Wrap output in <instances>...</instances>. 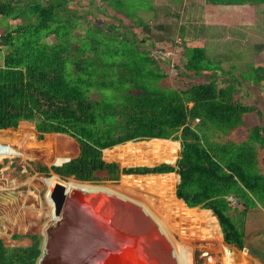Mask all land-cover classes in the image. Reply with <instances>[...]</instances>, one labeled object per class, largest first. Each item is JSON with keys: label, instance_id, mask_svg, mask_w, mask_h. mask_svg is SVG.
<instances>
[{"label": "trees", "instance_id": "obj_1", "mask_svg": "<svg viewBox=\"0 0 264 264\" xmlns=\"http://www.w3.org/2000/svg\"><path fill=\"white\" fill-rule=\"evenodd\" d=\"M114 2L118 12L134 20L122 0ZM67 4L0 0V130L29 122L39 140L44 134H62L77 141L78 153L70 161L37 169L46 176L92 182L98 172L109 181L121 174L175 173V197L187 208L211 211L223 242L242 250L246 212L264 208V174L257 156L258 149L264 150V127H250L241 142L213 138L229 136L243 126L245 115H259L258 109L240 102L236 79L217 82L221 68H211L204 48L182 50V69L201 82L187 83L178 75L182 87L163 86L167 75L136 33L121 23L91 22ZM255 71L258 80L245 79L264 94V66ZM2 133L0 141L11 140L9 131ZM152 139L180 142L176 168H119L102 158L104 150ZM229 197L242 206L236 215L230 213L235 209ZM25 237L31 241L27 247H6L0 239V264L37 263L40 237ZM256 256L264 264V254Z\"/></svg>", "mask_w": 264, "mask_h": 264}, {"label": "rangeland", "instance_id": "obj_2", "mask_svg": "<svg viewBox=\"0 0 264 264\" xmlns=\"http://www.w3.org/2000/svg\"><path fill=\"white\" fill-rule=\"evenodd\" d=\"M122 1L124 10L134 20L118 12L114 8L118 3L114 0H110V4L106 0H68L67 5L79 14H83L91 22L100 25L121 23L123 27L136 33L137 37L144 41L142 48L156 59L160 70L167 75L162 82L163 86L182 87L181 79L177 78L178 75L187 83L201 82L203 80L201 77H196L182 69L181 63L184 60L182 50L184 47L204 48L211 68H221L216 74L217 82L221 83L230 78L236 79L238 82L236 84L237 97L240 102L243 105L254 106L259 111V115L256 113L245 115L243 126L229 136L220 138L215 136L214 140L241 142L245 140L250 127L254 125L264 127V94L257 86L245 79L258 80L255 67L264 66V63L251 61L253 54L248 33L237 30L235 33L231 28L224 27L221 29L222 37L217 43V35L220 32H213V27L205 28V30L200 20L195 23L200 34L193 31L195 36L193 38H196L193 40L189 38L191 16H189V7H187L188 0ZM8 23L14 24L15 22L8 21ZM0 29L4 30L1 23ZM202 30L205 33L201 35ZM208 35L212 40L204 44L202 39L203 37L207 39ZM51 40V38L48 39V41ZM260 88L262 89L261 86ZM19 127H27L34 132L23 145L14 143L19 139L21 141V138L17 137ZM0 131L7 135L9 131L13 134L12 138L15 136L10 144L17 151V155L12 158L0 159V176L3 177H0V207L7 210L14 202L15 206H12L9 211L11 215L18 214L24 207L33 210L36 215L29 222H20L15 217H4L0 214V239L6 247L29 246L31 241L25 237L27 235H39L41 243L46 240L45 230L54 224L53 218L47 214L49 207L46 194L52 192L55 185L53 183L43 185L42 179L49 180L56 177L62 184L73 182L88 186H101L112 189L118 194H110V196L103 193L81 192L80 197L83 200V207L90 211L97 221L108 226L115 235L125 241L126 256L120 264H177L172 255L175 246H184L190 250V264H263L256 255L257 253L264 254V208L257 207L246 212L243 249L238 250L223 242L220 228H218L219 233L211 235V225L205 223L201 217L189 216V210L194 209L211 214L212 212L199 207L187 208L181 200H178L175 197L176 181L171 191L170 187L165 186L171 175L121 174L117 181H109L105 172H98L96 180L92 182H78L72 178L62 179L53 173L46 176L38 173L37 169L43 166L50 167L53 163L59 164L77 155L78 148L72 138L62 134H44L39 140L33 124L29 122H21L13 130ZM149 141L151 140L127 142L117 147H123L128 143L144 144ZM163 142L175 148L174 160H176L180 151V142L172 140ZM257 156L259 170L264 174V150L258 149ZM102 158L106 162L116 163L119 168L151 167L166 163L157 160L151 153L133 156L132 158L136 161L135 165L125 164L120 162L121 160H105L104 151ZM175 175L173 173V180L177 179ZM152 178H155V182H152ZM135 179H145L151 183L145 184V181H142L134 184ZM132 181L134 183H131ZM166 192L170 193L166 195ZM171 201L175 204L174 206H181L180 213L176 211L178 208L169 205ZM232 208L235 210H231V215H236V211H241L242 206L237 204ZM161 224L165 227V233L160 230L159 225ZM14 235L23 237L14 239Z\"/></svg>", "mask_w": 264, "mask_h": 264}, {"label": "water", "instance_id": "obj_3", "mask_svg": "<svg viewBox=\"0 0 264 264\" xmlns=\"http://www.w3.org/2000/svg\"><path fill=\"white\" fill-rule=\"evenodd\" d=\"M72 158L51 166H61ZM165 164L176 168L175 160ZM81 192L67 193L61 184L53 188L54 224L45 230L36 264H120L126 256L125 241L83 207Z\"/></svg>", "mask_w": 264, "mask_h": 264}, {"label": "bare ground", "instance_id": "obj_4", "mask_svg": "<svg viewBox=\"0 0 264 264\" xmlns=\"http://www.w3.org/2000/svg\"><path fill=\"white\" fill-rule=\"evenodd\" d=\"M33 133L34 132L27 129V127H23V128L19 127V132H18L17 137H20L22 142L19 141L20 140L19 139L17 142H14V143H19L18 145H20V143H21L23 145L25 142H27L29 140V138L31 137V135H33ZM14 137L15 136H13L11 141H8V142L1 141L0 142V159L12 158L13 156L17 155L16 154L17 151H16L15 147L12 146V144H10V142H13ZM163 141H165V140H163ZM163 141H160L158 139H153V140L146 142L144 144L128 143L127 145H125L123 147H117L116 146L112 150H105L104 151V158L106 160H109V159L119 160V161L121 160L120 162H123L125 164L134 165L136 163V161H134V159L132 158L133 156H136L137 154H139L143 151H152L153 153L156 152V154H154V155H156L155 158H157V160L165 161V162H173V159L175 158V153H176L175 148L173 146H171L170 144L164 143ZM169 143H172V142L169 141ZM176 147H177V145H176ZM1 178H3V177H1ZM169 178L170 179L168 181H166L165 186L170 187V191H171L173 183L177 179L173 180V178H174L173 174H171V176ZM142 181L143 182L145 181V184L151 183L150 181H146L145 179H140V180L135 179L134 180L135 183L133 181L131 183H134V184L137 183L138 184V183H141ZM42 182H43V185L44 184H52V183L54 185L61 184L64 186L65 191L67 193H69L73 190H79L82 192H90L92 194L103 193V194H107V195H110V194L118 195L114 190L109 189V188H105V187H101V186H88V185H84L81 183H73V182H69V184H62L56 177H53L49 180L42 179ZM152 182H155V178H152ZM9 183H11V182H9ZM163 192H164V190H163ZM169 193L170 192H166L165 194L168 195ZM46 196H47V202H48V207H49L47 214L49 215L50 218H54L53 217V202L51 199V192L46 194ZM169 205L174 207V208H178V209H176V211L178 213H180V210H179L181 208L180 205L178 207L174 206L175 204H173L172 201L169 202ZM12 206H15L14 202L11 206H9V208L7 210L0 207V212H1L0 214H2L4 217H13V218L15 217L20 222H26V221L29 222V221H31V219L33 220V218L36 216L33 210H28L29 208H25V207L23 209H21L18 214L11 215L9 211H10V208ZM189 216L190 217H196V218L201 217L205 223L211 225V228H212V230L210 231L211 235H216L217 233H219V230H218L219 227L217 225L216 218L210 212L200 211L198 209H194V210H189ZM158 224H160V223H158ZM28 225H29V223H28ZM159 226H160L161 232L165 233L164 232L165 227H163V224H161ZM177 245H179V244H177ZM172 255H173L174 261L177 264H190V259H191L190 250H188L186 247H184V246L176 247L175 246L174 250L172 251Z\"/></svg>", "mask_w": 264, "mask_h": 264}, {"label": "crops", "instance_id": "obj_5", "mask_svg": "<svg viewBox=\"0 0 264 264\" xmlns=\"http://www.w3.org/2000/svg\"><path fill=\"white\" fill-rule=\"evenodd\" d=\"M188 2L189 5L187 7H189V16H191V20H189V26L191 27V33L189 32L190 39H196L193 38L195 37L193 31L200 34L197 30L198 28L196 29L195 27V23L200 22V20L202 21V25L205 26L204 29H211L213 27V32H220L217 35V43H219V39L222 37L221 29L224 27L231 28L232 32L235 33L243 31L248 33L251 39L250 47L253 54L251 61L254 63H259V61L264 63V0H188ZM207 32L210 33L211 31ZM203 33H205L204 30L201 31V35ZM208 38L205 39L203 37L202 41L204 44L212 40L209 35ZM141 153L156 154V152L153 153L152 151H143ZM144 163L149 164V162ZM168 174L171 175L173 173ZM175 176L178 178V175Z\"/></svg>", "mask_w": 264, "mask_h": 264}, {"label": "built area", "instance_id": "obj_6", "mask_svg": "<svg viewBox=\"0 0 264 264\" xmlns=\"http://www.w3.org/2000/svg\"><path fill=\"white\" fill-rule=\"evenodd\" d=\"M228 201H229V203H230L231 206H236V201L234 200V198L229 197L228 198Z\"/></svg>", "mask_w": 264, "mask_h": 264}]
</instances>
